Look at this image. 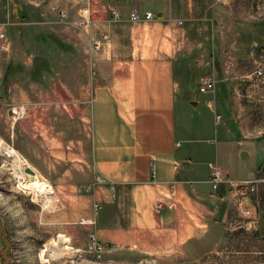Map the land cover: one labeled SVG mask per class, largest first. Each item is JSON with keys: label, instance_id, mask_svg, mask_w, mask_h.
Returning a JSON list of instances; mask_svg holds the SVG:
<instances>
[{"label": "crops", "instance_id": "obj_1", "mask_svg": "<svg viewBox=\"0 0 264 264\" xmlns=\"http://www.w3.org/2000/svg\"><path fill=\"white\" fill-rule=\"evenodd\" d=\"M4 1L0 0V24L7 21ZM58 2L63 3L56 6L59 11L79 19L82 12L75 2ZM83 2L99 25L94 41L102 34L109 39L96 56L97 75L90 92L65 103L73 105L72 120L64 125L67 138L58 131L57 138L47 140L53 168L69 167L54 180L56 188L70 208V218L95 221L98 239L116 250L161 259H199L215 248L235 213L228 190L212 189L209 164H218L231 176L229 167L220 163L223 157L244 161L243 152L248 158L259 155L264 145V139H249L238 124L228 78L216 68L221 58H213L217 89H198L215 73L202 76L201 67L210 62L191 54L202 45L194 33L209 17L208 0ZM116 8L122 12L121 21L111 23L110 10ZM132 10L143 15L152 11L156 18L133 24ZM226 111L250 147L240 142L237 152L226 124L221 137L212 135ZM45 172L44 167L38 170L39 175ZM96 177L107 183L96 182ZM96 205L100 209L95 212ZM261 222L264 215L256 214L250 228L260 229Z\"/></svg>", "mask_w": 264, "mask_h": 264}, {"label": "rangeland", "instance_id": "obj_2", "mask_svg": "<svg viewBox=\"0 0 264 264\" xmlns=\"http://www.w3.org/2000/svg\"><path fill=\"white\" fill-rule=\"evenodd\" d=\"M58 1H4L7 21L1 24L8 26L3 28L6 39L0 43V264H264V222L260 229L249 228L252 221H242L237 210L231 214L215 248L199 259L129 255L105 243V252L98 257L90 238L94 227L80 224L84 218H70V208L56 188L54 180L68 166L55 164L53 168L47 140L57 138L58 131H63L62 136L67 138L64 125L72 120L69 116L73 105L65 103L90 92V84L97 75L96 56L101 51H94L89 41L96 38L99 25L94 20L86 30L76 25L81 20L79 13L86 7L83 0H70L76 3L77 10L81 8L79 13L76 11L79 19L75 21L66 12L69 17L63 22L60 12L65 11H59L57 7L63 3ZM48 6L53 10L49 12ZM208 7L209 17L194 33L202 45L191 53L192 58L210 62L201 67L202 76L215 72L207 77L214 78L219 70L228 78L238 124L249 139L258 142L264 139V74H257L264 71V0H208ZM110 14L112 23L111 11ZM214 57L222 60L217 70ZM215 89L217 86L211 91ZM22 106L27 107L26 115L17 122L10 120L11 108ZM208 114L214 116L212 112ZM223 117L212 135L221 137L226 124L233 132L229 141L237 152L240 142L250 147L239 135V125L231 112L226 111ZM220 119L218 116L217 120ZM75 127H79V122ZM12 149L11 157L8 152ZM260 149L259 155L253 153L244 161L223 157L220 163L229 167L234 179H250L264 169V145ZM14 152L54 193L49 196V206L32 182L17 180L12 168ZM42 167L46 168V177L38 173ZM90 176L89 173L88 180ZM97 178L96 182L107 183ZM261 193L264 207V192ZM96 206L99 210L100 206ZM61 235L69 239L67 244L59 239Z\"/></svg>", "mask_w": 264, "mask_h": 264}, {"label": "built area", "instance_id": "obj_3", "mask_svg": "<svg viewBox=\"0 0 264 264\" xmlns=\"http://www.w3.org/2000/svg\"><path fill=\"white\" fill-rule=\"evenodd\" d=\"M112 12V21H121V13L117 10L111 9ZM81 20L76 24L79 28L89 29L93 25L94 21L91 17V12L88 8H85L81 11ZM62 21H67L68 14L66 12H60ZM156 18V15L153 12L148 11L144 14L138 13L137 11L132 12L129 17L130 23H138L141 21H152ZM181 25L182 22H179ZM8 26L7 24H0V43L6 39V34L3 30L4 27ZM109 37L103 35L100 40L92 41L91 44L94 51H101L102 47L107 43ZM259 76L264 74L263 70H259L257 73ZM199 89L201 92H208L215 88V80L204 79L199 84ZM10 120L17 122L19 119H22L27 113V107H15L11 108L9 112ZM211 173V184L214 191H219L222 188L228 190V197H230V204L232 209L237 210V216L242 221H254L256 214L259 216L264 215V207L262 206L261 192H264V169L257 172L250 179L235 180L230 175H226L223 171L219 169L217 164H210ZM100 181V178H97ZM98 206L95 208V212L98 210ZM80 224L94 226V221H88L82 219ZM92 244H94V251L100 257L105 252V245L101 243L95 232L91 234Z\"/></svg>", "mask_w": 264, "mask_h": 264}, {"label": "bare ground", "instance_id": "obj_4", "mask_svg": "<svg viewBox=\"0 0 264 264\" xmlns=\"http://www.w3.org/2000/svg\"><path fill=\"white\" fill-rule=\"evenodd\" d=\"M12 151L13 149L8 152L11 155V157L13 156V153H11ZM14 156L15 158L13 160L12 168L15 170V175L17 177V180L22 183L32 182L33 183L32 187L39 191L41 197L46 198V204L49 206L50 203H52V199L49 196L53 193L51 192V189L49 188L48 184L42 182L38 174L34 172L33 168H31L28 164L26 165L23 162V160L18 156L17 153H15ZM28 168H31L34 174L27 172ZM59 239L64 244H67L69 242V239L65 238L63 235H61Z\"/></svg>", "mask_w": 264, "mask_h": 264}, {"label": "water", "instance_id": "obj_5", "mask_svg": "<svg viewBox=\"0 0 264 264\" xmlns=\"http://www.w3.org/2000/svg\"><path fill=\"white\" fill-rule=\"evenodd\" d=\"M248 153L247 152H243V154L241 155V158L244 160L245 158H248ZM27 172L34 174L33 170L31 168H28ZM250 228V226H249Z\"/></svg>", "mask_w": 264, "mask_h": 264}]
</instances>
